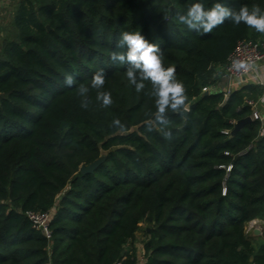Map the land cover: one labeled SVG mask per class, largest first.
<instances>
[{"label": "trees", "instance_id": "obj_1", "mask_svg": "<svg viewBox=\"0 0 264 264\" xmlns=\"http://www.w3.org/2000/svg\"><path fill=\"white\" fill-rule=\"evenodd\" d=\"M192 2L14 0L0 41V264H138L144 222L146 264H264V239L247 234L264 221V125L233 133L259 87L239 84L227 98L217 87L237 43L264 33L227 20L209 33L189 30L176 14ZM224 2L264 8V0ZM124 31L159 46L185 85L189 112L168 113L171 140L148 131L150 83L137 93L127 65L110 60ZM99 68L101 91L112 95L106 108L90 88ZM65 74L75 75L73 87ZM113 118L123 129L110 127ZM99 158L92 173L80 172ZM50 210L48 239L27 213Z\"/></svg>", "mask_w": 264, "mask_h": 264}, {"label": "clouds", "instance_id": "obj_2", "mask_svg": "<svg viewBox=\"0 0 264 264\" xmlns=\"http://www.w3.org/2000/svg\"><path fill=\"white\" fill-rule=\"evenodd\" d=\"M176 18L179 23L186 25L189 30L204 34L212 32L225 20L235 24L244 25L254 29L257 33H264V8L259 4L241 5L239 8L228 6L224 0H212L211 6H205V0H193L186 11H178ZM119 51H112L110 60L114 64L127 65L125 75L129 85L137 93L151 85V96L154 98L155 111L153 119L148 121V131L158 130L165 140H171L173 133L167 129L169 124L168 113L183 115L188 110L186 104V88L182 81L177 79L175 66H163V52L156 44L141 34L140 31H124L116 41ZM106 80L104 68L94 72L90 88L97 90L96 100L101 107L112 104L110 91L103 90ZM63 83L71 88L76 84L74 74H65ZM89 86L79 85L78 95L82 98L80 106L87 108V93ZM264 102V98H262ZM110 127L123 129L120 119L113 118Z\"/></svg>", "mask_w": 264, "mask_h": 264}, {"label": "built area", "instance_id": "obj_3", "mask_svg": "<svg viewBox=\"0 0 264 264\" xmlns=\"http://www.w3.org/2000/svg\"><path fill=\"white\" fill-rule=\"evenodd\" d=\"M262 61H264V37L259 40H240L228 57L227 63L221 68L223 79L226 78L243 83L256 71L257 65ZM208 90V88L203 89L205 92H208ZM214 90H217V88ZM247 103L253 110L250 116L252 120H260L262 122V117L255 109L256 103L252 100H247ZM27 216L34 228L42 231L46 238H51L50 222L54 216L52 210L47 212H28ZM138 264H146V262L143 259Z\"/></svg>", "mask_w": 264, "mask_h": 264}, {"label": "crops", "instance_id": "obj_4", "mask_svg": "<svg viewBox=\"0 0 264 264\" xmlns=\"http://www.w3.org/2000/svg\"><path fill=\"white\" fill-rule=\"evenodd\" d=\"M13 5H14V0H0V16L1 17L4 16L5 13L9 11H11V14H12ZM239 84L253 85V86L259 87L260 94H258L257 99L253 101L256 103L255 109L257 110L259 115L262 117V123L264 125V102H262V98H264V61L260 62L257 65L256 71L243 83H239L236 80L226 79L224 81L223 79H221L217 87L220 90H223V89L228 90L229 88L232 89V88L240 86Z\"/></svg>", "mask_w": 264, "mask_h": 264}, {"label": "rangeland", "instance_id": "obj_5", "mask_svg": "<svg viewBox=\"0 0 264 264\" xmlns=\"http://www.w3.org/2000/svg\"><path fill=\"white\" fill-rule=\"evenodd\" d=\"M11 11L5 13L4 16H0V41H2L3 37L5 36L7 29L9 27V22L11 20ZM224 81L226 80L223 79ZM224 92V94L228 96L229 92L228 90H221ZM225 96V98H227ZM254 230H258V234L254 233ZM149 231V223H141L140 224V229L136 234L135 238V244L137 245V248L139 250V259L143 260L144 258V244L147 240V232ZM247 234L250 237H253L255 239H264V221L260 219H255L253 222H250L247 226Z\"/></svg>", "mask_w": 264, "mask_h": 264}, {"label": "water", "instance_id": "obj_6", "mask_svg": "<svg viewBox=\"0 0 264 264\" xmlns=\"http://www.w3.org/2000/svg\"><path fill=\"white\" fill-rule=\"evenodd\" d=\"M48 29L49 26H47ZM205 94H208V92H205ZM189 112V109L183 113L184 116H186V114ZM252 121L251 117H247L245 119L239 120L236 125H235V129L233 131L236 132L238 129H240L245 123ZM104 161L103 158H99L96 161L90 163L89 165H81L80 166V172L83 174H87V173H92L102 162ZM255 234H258V230H254ZM122 254H124V251L122 252Z\"/></svg>", "mask_w": 264, "mask_h": 264}]
</instances>
